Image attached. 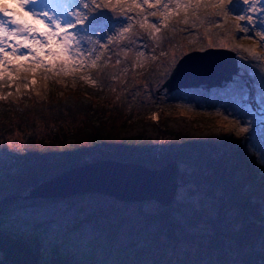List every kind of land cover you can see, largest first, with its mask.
I'll list each match as a JSON object with an SVG mask.
<instances>
[{
  "label": "rangeland",
  "instance_id": "obj_1",
  "mask_svg": "<svg viewBox=\"0 0 264 264\" xmlns=\"http://www.w3.org/2000/svg\"><path fill=\"white\" fill-rule=\"evenodd\" d=\"M138 2L142 4V0ZM162 2L167 3L168 0ZM83 3H89V7L85 9ZM114 7L115 12L101 9L105 15L99 16L90 0H37L26 9H8L7 15L0 12V24L6 29L0 35V46L8 53L7 62L0 65V99L16 104L23 96H33L40 101L46 97L50 86L58 83L81 90L85 87L82 91L97 90L100 95L95 96V100L103 108L124 96L130 117L123 135L127 138L142 137L146 140L145 148L149 149V154L159 158L170 151L173 141L180 136H187L192 142L223 140L232 146L231 151L243 155L260 180L256 211L264 217V118L256 111L264 112V79L260 75V66L264 64V42L259 41L254 33L252 38L238 34L234 19L236 14L253 15L258 24L264 19L260 6L257 5L256 12L252 13L247 11L249 6L243 0H234L230 7L235 11L225 17L210 16L209 13L215 11L212 7L195 12L180 10L170 16L167 27L160 15L164 11L162 5L149 8L142 4V8H137L132 0H122L121 4L114 3ZM169 7L175 9L174 4H169ZM65 10L87 16L85 24L72 31L80 40L79 46L85 52L91 51L92 55L79 57L75 64L66 60L61 71V61L65 58L53 62V57L48 54L49 49L53 52L62 49L59 36L46 35L55 31L54 26H46L48 21L43 16L33 17L24 13L48 12L63 21L66 18L61 13ZM153 11L157 16L150 15ZM185 16L188 24L183 23ZM124 20L131 28L121 38L116 33ZM141 22H144L143 28L140 27ZM151 23H157L160 31L152 30ZM24 27L35 31L26 33ZM13 30L20 34L12 35ZM129 40L134 42L129 43ZM104 44L109 50L100 47ZM221 44L226 47H220ZM253 47L261 58L259 62L243 51ZM208 48L237 49L233 51L238 65L233 75L235 81L221 88L189 86L169 93L160 89L168 77L165 73L173 68V56L178 60L186 53ZM13 49H16L15 56L12 55ZM96 56L101 58L92 66ZM37 58L44 60L47 66L37 65ZM4 59V54L0 53V60ZM80 60L85 66H80ZM209 62L206 59L198 65L205 67ZM103 71L108 72L105 84L101 80ZM221 71L214 75L201 73L189 80L193 78L198 84H209L223 73ZM33 78L39 80V97L33 92ZM83 95L91 97L87 92ZM241 126H246L248 131L237 135ZM98 148L104 149L103 146ZM97 156L98 152L91 153L85 161L93 162ZM179 166L181 170L190 171L188 163ZM112 199L100 197L97 193L80 199L70 197L48 202L38 198L35 202L27 199L11 213L3 228L8 234L35 241L42 264L48 263L55 248L73 254L85 264H154L155 250L152 246L156 228L142 223L156 203L123 205L114 203ZM176 260H173L175 264Z\"/></svg>",
  "mask_w": 264,
  "mask_h": 264
},
{
  "label": "trees",
  "instance_id": "obj_2",
  "mask_svg": "<svg viewBox=\"0 0 264 264\" xmlns=\"http://www.w3.org/2000/svg\"><path fill=\"white\" fill-rule=\"evenodd\" d=\"M107 75L103 71L104 84ZM82 90L58 83L52 84L40 101L33 96H23L16 104L0 99L1 261L42 264L36 242L8 234L4 223L27 200L24 196L31 188L86 163L85 157L98 152L92 161L134 162L151 169L171 160L188 163L190 171L180 168L187 175L180 178L172 202L167 206L155 202L142 223L156 228L154 264H175L174 259L177 264H264V217L256 211L260 180L241 153L231 151L232 146L223 140L192 142L180 136L164 156L150 155L142 137L123 135L130 117L124 96L103 108L95 100L100 95L97 90ZM86 92L91 97L86 98ZM47 264L85 263L55 248Z\"/></svg>",
  "mask_w": 264,
  "mask_h": 264
},
{
  "label": "water",
  "instance_id": "obj_3",
  "mask_svg": "<svg viewBox=\"0 0 264 264\" xmlns=\"http://www.w3.org/2000/svg\"><path fill=\"white\" fill-rule=\"evenodd\" d=\"M206 59L211 61L209 65H198ZM192 63L195 65H190ZM220 70L223 73L221 71L222 74L209 84H198L193 78L189 80L201 73L214 75ZM237 70V58L233 51L224 48L191 51L178 59L171 75L164 80L160 89L169 93L189 86L221 88L232 81ZM185 175L187 173H181L176 160H171L158 169H151L140 163L102 159L86 162L43 181L31 188L24 198H66L89 192L109 195L123 202L153 201L167 206L177 193L180 178ZM0 264L5 263L0 260Z\"/></svg>",
  "mask_w": 264,
  "mask_h": 264
},
{
  "label": "snow or ice",
  "instance_id": "obj_4",
  "mask_svg": "<svg viewBox=\"0 0 264 264\" xmlns=\"http://www.w3.org/2000/svg\"><path fill=\"white\" fill-rule=\"evenodd\" d=\"M37 0H18V7L21 9H25L28 4H34ZM90 3L92 6H94V9L98 10L97 14L99 16H104L105 13L101 9H109L112 12H115L116 9L114 7L115 4H121L122 0H90ZM132 3L137 8H142L143 5H147L149 8H157V6L162 5L164 11L160 13L162 17V22L165 27H167V21L170 18L171 15L174 13H178L180 10H184L187 12L189 9H191L193 12L196 10H199L201 8H208L212 7L215 9L214 12L209 13L210 16H216V17H225L230 12H234L235 9L230 7L233 5L234 0H168L167 3L162 2V0H154V3L151 2V0H142V4L138 2V0H132ZM243 3L245 5H248L249 8L247 11H250L252 13L256 12L257 5L260 6V13L261 16L264 17V0H243ZM169 4H174L175 9H172L169 7ZM79 6V5H78ZM85 9L89 7V3H83L82 5ZM0 12H3L5 15H7L8 8L6 5H3L2 0H0ZM25 15H31L33 17H40L43 16L47 19L48 24L46 26H54L55 31H51L50 33H47L46 35L51 36H59L62 41V49L60 52H53L51 49H49V55L53 57V62L55 60L64 57L65 60L61 61L62 67L60 68L61 71L64 70V63L66 60H72L75 64L79 57L84 56H91V51L85 52L82 47H80V40L77 37V34L72 31V29H75L78 25L83 26L85 24V21L87 20V16L80 12H68L65 10L61 13V16L65 17L63 21L58 19L54 14L49 15L48 12L43 13H37V12H25ZM151 16L155 17L157 16V12L153 11L150 13ZM67 17H72L71 19H67ZM96 17H93V20H95ZM131 19V17H129ZM236 23V28L238 29V34L243 33L245 35V38H252V34H255V37L259 39V41L264 42V19H261L260 22L257 24L256 20L253 15H241L236 14L234 16ZM147 20V17H145V21ZM42 22V21H41ZM159 22V21H158ZM15 23V21H13ZM121 23L120 29L117 31L116 35L118 37L124 38L125 34H128L130 32L131 25L128 24L127 20H124ZM183 23L188 24V18L187 16L183 17ZM127 25V26H124ZM248 25H252L253 27L249 28ZM150 28L154 30L155 32H159L160 28L157 27V23H151ZM140 27H144V22H141ZM193 27H195V24H193ZM259 29V30H257ZM6 29L4 28L3 24H0V35L5 33ZM24 32H31L35 31L34 29L30 27H24ZM20 33L16 30L12 31V35H19ZM134 42V40H129V43ZM27 47V45H25ZM101 48L105 50H109V47L107 44L100 45ZM220 47H226V45L221 44ZM75 49V52L73 51ZM233 51H237V49L233 48ZM244 52H247L249 56L252 57V59L256 62L260 61V57L256 55L255 48H245L243 49ZM0 53L4 54L5 59L0 60V65H3L7 62V56L8 53L5 52V48L3 46H0ZM12 55H16V49H13ZM140 55H143V53H140ZM27 57H25L26 59ZM101 57L96 56L95 59L92 60V66L96 65V61L99 60ZM109 59H111L109 57ZM119 63V60L116 61ZM178 62L177 58L173 56L172 58V65L175 67L176 63ZM37 65L39 66H47L46 62L42 59L37 58L36 60ZM79 64L81 67L85 66L84 61L80 60ZM255 66V65H254ZM27 71H33V69H27ZM2 75V74H0ZM165 75H171L170 72L165 73ZM261 78L264 79V71L261 72ZM26 86V85H25ZM229 115H232V113H229ZM156 119V117H153ZM237 123L240 124L241 121L238 119ZM248 131V128L246 126H241L239 128V132L237 135H241Z\"/></svg>",
  "mask_w": 264,
  "mask_h": 264
},
{
  "label": "bare ground",
  "instance_id": "obj_5",
  "mask_svg": "<svg viewBox=\"0 0 264 264\" xmlns=\"http://www.w3.org/2000/svg\"><path fill=\"white\" fill-rule=\"evenodd\" d=\"M2 3H3V5H6L8 7V9L13 10L14 8L18 7V0H2ZM30 4H28L27 7H29ZM262 71H264V64L263 63L260 66V75H261ZM32 88L34 89L33 90L34 94L37 97H39L41 90H39V88H40L39 80H37L36 78H33V80H32ZM253 103L255 104V102H253ZM256 111L261 115L262 118H264V112L263 111H258V109Z\"/></svg>",
  "mask_w": 264,
  "mask_h": 264
}]
</instances>
